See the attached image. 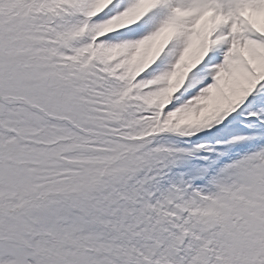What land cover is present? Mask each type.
Here are the masks:
<instances>
[{"label":"snow or ice","instance_id":"6c2138e0","mask_svg":"<svg viewBox=\"0 0 264 264\" xmlns=\"http://www.w3.org/2000/svg\"><path fill=\"white\" fill-rule=\"evenodd\" d=\"M0 264H264V0H0Z\"/></svg>","mask_w":264,"mask_h":264},{"label":"rangeland","instance_id":"374dc122","mask_svg":"<svg viewBox=\"0 0 264 264\" xmlns=\"http://www.w3.org/2000/svg\"><path fill=\"white\" fill-rule=\"evenodd\" d=\"M206 135H203L197 143H208L211 145H215L217 140H222L224 138H230L232 135H246L251 132V129L245 127V123L243 119L241 121L235 122L233 125H231L229 128L224 129L220 132H216L214 130H205ZM178 146H193L190 141L185 140H178L177 141ZM244 151L243 146H236L232 149V154L236 155L238 153H242ZM199 161H193V164L198 163Z\"/></svg>","mask_w":264,"mask_h":264}]
</instances>
